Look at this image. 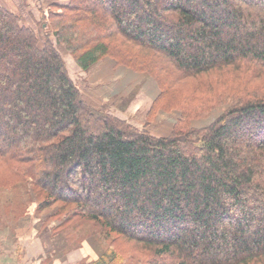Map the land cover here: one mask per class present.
I'll return each mask as SVG.
<instances>
[{
    "label": "trees",
    "instance_id": "trees-1",
    "mask_svg": "<svg viewBox=\"0 0 264 264\" xmlns=\"http://www.w3.org/2000/svg\"><path fill=\"white\" fill-rule=\"evenodd\" d=\"M64 1L44 25L0 2V187L104 229L90 264H264V85L153 135L86 104L57 50L83 71L111 58L264 84V0Z\"/></svg>",
    "mask_w": 264,
    "mask_h": 264
},
{
    "label": "rangeland",
    "instance_id": "rangeland-1",
    "mask_svg": "<svg viewBox=\"0 0 264 264\" xmlns=\"http://www.w3.org/2000/svg\"><path fill=\"white\" fill-rule=\"evenodd\" d=\"M50 3L60 5L65 1L32 0L31 12L35 21L43 25L48 23L47 5ZM19 6L20 2H16L12 10L20 12ZM24 12V20L29 22L26 10ZM57 50L86 104L94 110L102 109L105 114L138 131H149L153 135L169 134L182 118L183 111L190 112V118L194 119L191 126L203 127L226 108L227 105L222 104L227 102V98L241 93L240 87L244 85L253 89L257 86L258 89L264 85L263 76L252 78L249 83L217 73L175 78L168 75L171 71L158 74L156 70L135 68L134 64H129L132 67L119 65L111 58H105L88 71H83L63 47L57 46ZM204 111H208V118L196 117ZM9 173H12L9 168H0V179H10ZM28 190L27 183H19L9 189L0 187V264L5 258L13 264H66L68 254L73 258L78 253L85 254L84 258L74 264H90L110 250L112 238L106 237L99 225L77 216L65 220L68 208H63L57 216L53 213V216L52 212L61 207L59 203L41 211L38 201ZM53 233L60 234L54 236ZM32 236L39 239L36 248V244L31 246L29 243ZM126 245L120 242L114 246L123 249ZM27 252L29 255L38 254L29 259Z\"/></svg>",
    "mask_w": 264,
    "mask_h": 264
},
{
    "label": "crops",
    "instance_id": "crops-1",
    "mask_svg": "<svg viewBox=\"0 0 264 264\" xmlns=\"http://www.w3.org/2000/svg\"><path fill=\"white\" fill-rule=\"evenodd\" d=\"M2 0H0V2H1ZM7 1L9 2V3H7ZM16 2H20V13H22V14H24L25 12V10H26V14H27V16L28 15H30L31 17H33V12H31V11H33L32 10V7H31V3H32V0H4V1H2L1 3L2 4H4L7 8H9V9H13V5L14 4H16ZM37 7H38V5H37ZM32 239H31V242H29L30 243V245L31 246H33L34 244H36L35 245V247L34 248H36V246H37V244H39V239H37V238H35L34 236H32L31 237ZM35 239H36V241H35ZM37 242V243H36ZM78 252V251H77ZM76 252V253H77ZM76 253H74V254H71V255H75ZM38 254V253H37ZM36 254V255H37ZM66 254H68V253H66ZM26 255H28L29 256V259H33V257H36V255H29V253L27 252V254ZM69 255V254H68ZM66 256V260H65V262H66V264H74L75 262H77L78 261V259H83L84 258V255L85 254H77V255H75V257H70V256ZM27 256V257H28ZM1 264H13L12 263V261H9L8 260V258H5V260H1ZM25 264H27V262H25ZM53 264H59V263H57V262H53Z\"/></svg>",
    "mask_w": 264,
    "mask_h": 264
}]
</instances>
